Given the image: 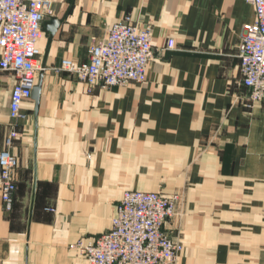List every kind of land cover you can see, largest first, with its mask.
<instances>
[{
  "label": "crops",
  "instance_id": "crops-1",
  "mask_svg": "<svg viewBox=\"0 0 264 264\" xmlns=\"http://www.w3.org/2000/svg\"><path fill=\"white\" fill-rule=\"evenodd\" d=\"M53 9L63 23L39 41L40 99L24 103L29 119L10 149L11 211L0 191V264H90L69 245L107 233L127 190L179 196L164 226L184 244L178 264H264V101L247 106L239 58L254 7L53 0ZM126 15L152 24L147 81L90 87L56 70L65 58L87 62ZM16 81L0 70V152L15 126Z\"/></svg>",
  "mask_w": 264,
  "mask_h": 264
},
{
  "label": "built area",
  "instance_id": "built-area-1",
  "mask_svg": "<svg viewBox=\"0 0 264 264\" xmlns=\"http://www.w3.org/2000/svg\"><path fill=\"white\" fill-rule=\"evenodd\" d=\"M255 10V21L245 24L240 36L239 58L247 106L264 101V0H245ZM53 0H0V70L12 72L17 81L10 102L15 122L0 152V191L4 208L11 211L17 189L18 157L11 152L20 122L29 119L24 103L31 100L36 77L45 68L39 63L43 23L54 16ZM167 47L175 48L169 39ZM154 59L152 24H141L131 15L109 28L106 39L89 49V60L65 58L56 70L75 75L81 82L102 88L147 81ZM178 195L127 190L116 206L111 229L92 240L73 244L90 264H178L184 245L165 230L176 214Z\"/></svg>",
  "mask_w": 264,
  "mask_h": 264
},
{
  "label": "water",
  "instance_id": "water-1",
  "mask_svg": "<svg viewBox=\"0 0 264 264\" xmlns=\"http://www.w3.org/2000/svg\"><path fill=\"white\" fill-rule=\"evenodd\" d=\"M62 23H63V21L61 19L56 18V17H52L51 19L45 21L44 28H43L44 32L50 33L51 39H52L53 35L56 33V31L58 30V28L61 26ZM40 93H41V82H40V84L36 85V87L34 88V91H33V98L37 102H39Z\"/></svg>",
  "mask_w": 264,
  "mask_h": 264
},
{
  "label": "rangeland",
  "instance_id": "rangeland-1",
  "mask_svg": "<svg viewBox=\"0 0 264 264\" xmlns=\"http://www.w3.org/2000/svg\"><path fill=\"white\" fill-rule=\"evenodd\" d=\"M54 13H55V11H54ZM113 219V218H112ZM111 225H112V220H111ZM105 234V233H104ZM171 236V235H170ZM80 240H83V239H80ZM80 240H78V241H80ZM77 241V242H78ZM181 241V240H180ZM77 242H73V243H71L70 245H69V247L71 248V249H73L74 251H77L79 254H81V255H83L84 256V254H82V253H80L79 252V250H77V249H75V247H73V244H75V243H77ZM182 242V241H181ZM184 245V244H183ZM85 257V256H84Z\"/></svg>",
  "mask_w": 264,
  "mask_h": 264
}]
</instances>
